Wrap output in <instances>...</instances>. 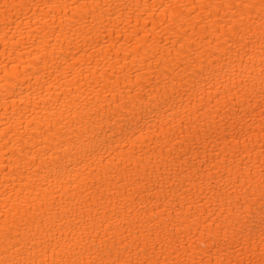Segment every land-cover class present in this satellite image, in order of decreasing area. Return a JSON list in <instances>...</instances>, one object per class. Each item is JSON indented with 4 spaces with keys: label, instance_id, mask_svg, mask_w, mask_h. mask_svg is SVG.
<instances>
[{
    "label": "bare ground",
    "instance_id": "1",
    "mask_svg": "<svg viewBox=\"0 0 264 264\" xmlns=\"http://www.w3.org/2000/svg\"><path fill=\"white\" fill-rule=\"evenodd\" d=\"M0 264H264V0H0Z\"/></svg>",
    "mask_w": 264,
    "mask_h": 264
}]
</instances>
